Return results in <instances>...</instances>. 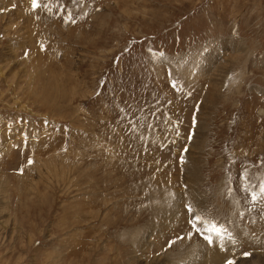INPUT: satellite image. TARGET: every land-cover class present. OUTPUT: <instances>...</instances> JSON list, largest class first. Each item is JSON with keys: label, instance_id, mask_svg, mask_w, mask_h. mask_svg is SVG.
<instances>
[{"label": "rangeland", "instance_id": "1", "mask_svg": "<svg viewBox=\"0 0 264 264\" xmlns=\"http://www.w3.org/2000/svg\"><path fill=\"white\" fill-rule=\"evenodd\" d=\"M261 182L264 0H0V264H259Z\"/></svg>", "mask_w": 264, "mask_h": 264}, {"label": "bare ground", "instance_id": "2", "mask_svg": "<svg viewBox=\"0 0 264 264\" xmlns=\"http://www.w3.org/2000/svg\"><path fill=\"white\" fill-rule=\"evenodd\" d=\"M186 63H187V61H186ZM184 64V63H183ZM201 66V65H200ZM183 67V66H182ZM195 70V69H194ZM193 70V71H194ZM186 71V70H185ZM209 219V218H208ZM206 223H209L210 222V219L209 220H206L205 221ZM235 229L237 228L236 227V225H234L233 226ZM244 232H247V234H248V237H247V239H252L253 238V240H252V242L256 245V246H258V247H263L264 248V242H263V237H264V232L260 235V234H257V235H254V237H251V233L254 231V230H250L249 228H247L246 230H243ZM245 240V238H243V237H241L240 238V240H238L239 242H242V241H244ZM232 240H229V243L231 242ZM246 241L247 240H245V243H246ZM241 244V243H240ZM198 246H200L199 244H197ZM205 245V244H204ZM212 245V244H211ZM230 245H232V244H230ZM253 246V247H256V246ZM206 246V245H205ZM204 247V246H203ZM223 247H225V244L224 245H221L220 247H219V250L221 251L222 249H224ZM232 247H234V246H232ZM253 247H251V248H253ZM195 249V248H194ZM213 250H211V251H205V257H206V259H205V264H216L217 262H218V260H219V256H220V254L218 253V250L217 249H214V248H212ZM234 249L232 248V250H231V248H228V251H229V253L230 252H232ZM192 251H194L193 249H192ZM199 252H202L201 250L199 251ZM204 252V251H203ZM225 253V252H224ZM238 253H240V252H235V254H238ZM194 254V253H193ZM199 254V253H198ZM223 254V253H222ZM232 254V253H231ZM231 254H229V255H231ZM195 255H196V253H195ZM191 256H193V255H191ZM223 257V256H222ZM190 258V257H189ZM229 258V256L226 258V260ZM252 258H253V256H252ZM256 258H260L259 256H256ZM191 259V258H190ZM255 260V259H254ZM255 261H258L259 262V259L258 260H255ZM263 261H264V259H263ZM263 261L262 262H260L261 264L263 263ZM189 263V261H186L185 263H183V264H188ZM244 263V262H243ZM242 263V264H243ZM259 263V264H260ZM152 264V263H151Z\"/></svg>", "mask_w": 264, "mask_h": 264}, {"label": "snow or ice", "instance_id": "3", "mask_svg": "<svg viewBox=\"0 0 264 264\" xmlns=\"http://www.w3.org/2000/svg\"><path fill=\"white\" fill-rule=\"evenodd\" d=\"M31 3H32L33 9H35L38 6V0H31ZM240 179L242 182L246 179V177L243 173L241 174ZM242 187H243V185H242ZM260 195L264 196V182H261V184H260ZM257 199H258V197L255 194H253L252 195L253 203H255ZM188 210L190 212H192L193 214H195V210L192 208L191 205L188 206ZM199 220H200V218L197 217L196 221H199ZM196 221H190V223H192L194 229L196 227H198V223ZM203 231L206 233L205 239H208L209 242H211V236L215 235V236L219 237L225 231V229L220 228L219 225H211V227H209L208 225H205ZM245 255H247V254H245ZM225 264H234V262L229 260V261H226Z\"/></svg>", "mask_w": 264, "mask_h": 264}]
</instances>
